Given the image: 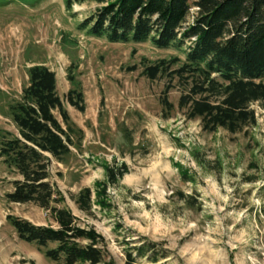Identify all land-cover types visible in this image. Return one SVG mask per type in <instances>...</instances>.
<instances>
[{
	"label": "rangeland",
	"instance_id": "1",
	"mask_svg": "<svg viewBox=\"0 0 264 264\" xmlns=\"http://www.w3.org/2000/svg\"><path fill=\"white\" fill-rule=\"evenodd\" d=\"M98 5L83 0L66 10L63 0H0V130L16 132L6 105L27 84L26 68L48 67L70 139L62 160L49 159L48 181L58 193L50 205L102 236L101 264H264V103L249 104L254 121L239 131L203 129L182 104L190 79L173 72L187 44L155 48L86 36L76 25ZM170 57L179 62L154 78L142 72ZM73 64L83 111L64 99ZM120 164L126 171L107 182L103 167ZM19 178L0 162V264H61L20 240L5 220L10 214L55 227L35 203L5 201ZM85 187L89 208L80 210L75 200Z\"/></svg>",
	"mask_w": 264,
	"mask_h": 264
},
{
	"label": "trees",
	"instance_id": "2",
	"mask_svg": "<svg viewBox=\"0 0 264 264\" xmlns=\"http://www.w3.org/2000/svg\"><path fill=\"white\" fill-rule=\"evenodd\" d=\"M82 1L63 0V4L68 10ZM93 1L100 5L76 25L86 36L107 42L149 41L155 48L181 49L187 44L181 62L176 57L159 59L144 64L142 72L154 78L179 62L173 72L190 79L182 104L189 117H199L203 129L221 127L236 132L253 123L249 104L264 103V0ZM190 7L195 8L194 16L182 27ZM74 66L70 65L65 75L69 87L64 99L83 111L80 83L72 73ZM26 76L27 84L6 105L16 132L0 130V162L20 176L11 180L12 189L4 199L35 203L49 212L55 227L33 224L10 214L5 220L20 240L41 248L48 260L101 264L105 251L102 236L77 225L67 208L50 205L58 193L48 181L49 159L62 160L70 145L66 132L69 116L56 94L54 72L42 64H32L26 68ZM103 168L109 183L126 171L124 164ZM98 192L95 189V195ZM75 202L78 209H88L89 188L80 190ZM129 256L125 252V258Z\"/></svg>",
	"mask_w": 264,
	"mask_h": 264
}]
</instances>
